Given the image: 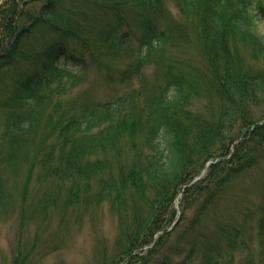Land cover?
Returning a JSON list of instances; mask_svg holds the SVG:
<instances>
[{
    "label": "trees",
    "instance_id": "trees-1",
    "mask_svg": "<svg viewBox=\"0 0 264 264\" xmlns=\"http://www.w3.org/2000/svg\"><path fill=\"white\" fill-rule=\"evenodd\" d=\"M178 3L208 43L202 46L210 64L200 74L204 88L175 69L182 63L173 68L163 62L178 32L163 0H0V199L6 168L28 156L44 176L72 180L101 173L102 201L123 198L127 186L148 191L145 213L132 214L126 226L121 217L127 245L111 264L128 256L124 264H233L235 248L249 249L244 202L227 216L217 208L264 153V110L251 107L264 102V0ZM152 65L163 87L147 102ZM91 70L104 75L111 96L97 99L85 91L67 106L63 98ZM133 80L138 89L124 87ZM200 87L226 109L230 100L232 110H217L214 118L193 110ZM132 135L143 139L140 158L129 168L114 164L107 150ZM78 189L70 191L77 196ZM180 193L182 215L168 230Z\"/></svg>",
    "mask_w": 264,
    "mask_h": 264
},
{
    "label": "rangeland",
    "instance_id": "rangeland-1",
    "mask_svg": "<svg viewBox=\"0 0 264 264\" xmlns=\"http://www.w3.org/2000/svg\"><path fill=\"white\" fill-rule=\"evenodd\" d=\"M163 2L170 12V25L174 24L178 29L163 55V62L170 67L182 63L183 66L175 69L179 68L180 73L189 72L191 79L204 88L202 79H206L200 74L208 71L210 64L204 54L207 51L202 46L208 43L205 41L203 44L193 17L181 10L178 0ZM260 30L264 32V20L260 23ZM244 54L250 62L252 59L249 52L244 51ZM152 70L153 65L147 72L150 77L144 93L147 102L156 98L163 87L159 84V76L152 73ZM85 78L72 93L63 98L67 106L85 91L97 99L111 96L112 86L103 74L91 70ZM208 80L211 82V79ZM139 85V82L133 80L124 87L138 89ZM201 87L192 97L193 110H200L212 118L217 110H232L230 100L227 102L230 103L229 108L226 109L218 98L209 95L208 91L204 93ZM251 107L260 114L264 110V102L260 100L251 104ZM42 129L44 127L39 126L38 140L44 134L39 132ZM51 138L54 136L51 135ZM142 142L139 136H125L122 144L117 148L110 147L107 154L115 159L114 164L129 168L140 158ZM99 174L77 175L72 180L44 176L38 171V161L29 156L7 167L0 199V264H111L127 245V237L122 235V223L125 221V226L131 224V215L140 210L145 213L149 208L151 194L148 191L139 194L133 187L127 186L123 198L102 201L98 196L101 187ZM86 183L88 186L84 188ZM71 187H82L83 191L78 189L76 196L71 193ZM231 188L227 194H223L217 211L224 216L235 213L237 205L242 201L249 212L244 238L249 249L242 251L235 248L233 264H264V230L259 229L263 216L261 208L264 206V153L254 166L236 178ZM192 215L193 209L188 207L187 216ZM138 252L134 251L132 256ZM128 260L129 256L120 264ZM189 264L201 263L197 259Z\"/></svg>",
    "mask_w": 264,
    "mask_h": 264
}]
</instances>
